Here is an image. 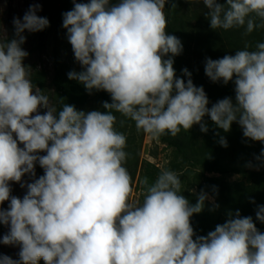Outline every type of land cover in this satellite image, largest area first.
Masks as SVG:
<instances>
[{
	"label": "clouds",
	"instance_id": "clouds-1",
	"mask_svg": "<svg viewBox=\"0 0 264 264\" xmlns=\"http://www.w3.org/2000/svg\"><path fill=\"white\" fill-rule=\"evenodd\" d=\"M166 2L72 0L73 8L62 14L82 69L67 77L90 95L108 93L103 111L78 110L63 97L59 108L50 105L33 83L23 48L25 32L43 31L50 22L37 15L39 3L13 18V37L0 39V225L8 229L0 244L19 251L18 259L0 253V264H264V232L255 222L264 224V205H257L255 221L229 210L223 223L197 235L193 215L206 201L211 211L219 205L207 192L185 187L176 171L162 168L154 180L143 178L142 198H134L127 136L116 127V113L124 118L121 127L131 120L153 139L195 125L207 133V116L217 129L228 133L235 123L246 140L264 145V42L205 58L209 80L232 82L235 94L209 107L192 73L185 67L181 77L176 74L174 57L183 43L168 34ZM195 2L203 4L214 31L242 28L248 36L264 30V0ZM215 135L228 146L219 131ZM254 159L264 162V148ZM13 183L25 189L22 197L12 194Z\"/></svg>",
	"mask_w": 264,
	"mask_h": 264
},
{
	"label": "rangeland",
	"instance_id": "rangeland-1",
	"mask_svg": "<svg viewBox=\"0 0 264 264\" xmlns=\"http://www.w3.org/2000/svg\"><path fill=\"white\" fill-rule=\"evenodd\" d=\"M77 2L86 3L88 0H77ZM33 3H39L41 10L37 12V15L49 18L53 29L49 33L45 29L36 33L25 32L27 40L23 48L29 53V56L24 63L33 69L32 79L42 74L46 77V89L43 91L49 96L50 105L58 108L59 97L56 95L53 86L56 60L63 64L66 77L69 71L82 70L75 61L72 47L67 39V30L62 26V14L73 8L72 0H0V39L6 40L7 37L9 39L13 37V18H22ZM47 3L50 4L47 6L49 11L46 10ZM62 4L64 9L57 16L58 9ZM194 24L195 22H192L190 34ZM193 47L194 42L189 41L185 58L191 59ZM204 52L206 53L208 50L205 49ZM103 102L91 96L81 95L74 98V102L71 104L75 105L78 110L88 112L91 110L103 111L101 107ZM40 111L43 114L45 109ZM116 115L117 129L127 136L125 151L128 153V158L125 166L133 179L135 199L140 200L142 198L140 181L143 178L148 177L150 180H154L162 168H167L181 175L185 187L194 188L196 193L201 190L207 192L209 196H214L215 203L219 205L218 209L211 211L212 203L206 201L204 211L200 214H194L191 218L194 221H203L216 226L227 219L226 213L229 210L235 211L237 209L240 210L242 216H252L255 221L257 205H264V173L259 165L253 164L254 167H249V172L245 175L209 173L202 166L185 159L176 147L166 144L161 137L153 139L142 130H137L133 121L125 120L121 127L119 121L124 118L119 113ZM172 138L182 142L187 148L188 154L191 153V147L201 148L202 134L197 125L193 126L190 132L181 131L178 136ZM36 174L37 177L43 175V169L39 165L36 166ZM24 179L29 180V177L25 176ZM11 187L13 195L20 197L24 195L25 189H22L19 184L13 183ZM213 187L217 190L215 193ZM184 195L195 203V195L188 191H185ZM250 200H254L255 203H251ZM7 203H4V208H7ZM255 222L258 229L264 232V224L259 221ZM7 231V227L0 225V235ZM18 251V247L0 244V253L9 255L13 259H18ZM40 264H44V262L41 260Z\"/></svg>",
	"mask_w": 264,
	"mask_h": 264
},
{
	"label": "trees",
	"instance_id": "trees-1",
	"mask_svg": "<svg viewBox=\"0 0 264 264\" xmlns=\"http://www.w3.org/2000/svg\"><path fill=\"white\" fill-rule=\"evenodd\" d=\"M49 5L48 3L46 5L47 11H49L47 7ZM63 9L64 5L62 4L58 9L57 16ZM205 11L203 4L196 3L195 0L192 3L187 2V0H168L165 4L168 34L177 36L183 43V52L179 56L174 57L176 74L181 77V70L186 67L192 73L194 84L203 86L210 101L209 107H211L213 103L224 97L230 96L234 99V84L230 82L228 85H224L222 82H211L204 72L205 58L218 59L226 54L234 55L235 51L243 48L245 43L254 47L257 42H264V30L258 29L248 36L243 34L244 30L242 28L227 31L218 29L214 31L210 28L209 21L203 14ZM192 22H195V24L190 34ZM52 29L53 25L50 23L45 30L49 33ZM189 41L194 42L191 59L185 58ZM205 49L208 52L205 53ZM62 65L60 61L56 60V74L53 79V86L55 87L56 95L59 97L58 108L60 107V97L66 98L65 102L69 104L74 102V98L81 95L111 102V97L106 92L94 91L90 95L83 85L74 80H69L63 71ZM185 79L187 78L185 77ZM33 83L36 87L45 90L47 79L42 74L35 77ZM204 119L208 124L209 131L207 133L200 131L202 134L201 148L195 149V147H191L190 154H188L187 148L182 142L172 138L170 135L162 136L161 139L166 144L176 147L185 159L202 166L209 173L245 175L249 172V167L247 166L249 162L259 165L264 173V162L254 159L255 156L260 154L264 145L259 142L246 140L243 137L242 130L235 123L232 125L231 131L225 133L223 130L217 129L209 117L206 116ZM197 126L199 127V125ZM217 131L226 138L227 147H222L219 144V137L215 135ZM193 134L192 136H194ZM191 223L197 235H206L215 228L212 224L194 221V219H191Z\"/></svg>",
	"mask_w": 264,
	"mask_h": 264
}]
</instances>
